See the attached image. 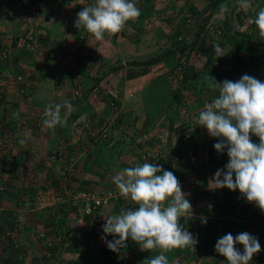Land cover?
Here are the masks:
<instances>
[{
	"label": "rangeland",
	"instance_id": "rangeland-1",
	"mask_svg": "<svg viewBox=\"0 0 264 264\" xmlns=\"http://www.w3.org/2000/svg\"><path fill=\"white\" fill-rule=\"evenodd\" d=\"M156 2L136 4L141 15L133 28L143 32L130 35L127 23L121 32L97 41L80 29V42L71 47L68 36L66 40L46 33L48 21L63 20L72 32L77 14L93 0H46L40 6L43 20L32 18L26 27L14 16V7L0 3L3 28L45 33L55 57L48 59L44 53L42 58L59 59L51 71H63L60 77L46 79L40 70L43 61V66L33 65L32 81L45 79V89L33 84V99L25 77L17 85L0 78V264H137L135 255L141 263L158 255V250L140 253L131 240L117 252L109 250L106 242L113 237H105L104 219L119 214V203L105 209L98 221L84 219L80 233L72 209L78 191L116 190L112 177L117 172L145 162L172 171L192 206V218H182L180 224L198 242L195 249L166 253L169 264H226L215 245L225 234L242 232L257 237L261 245L251 264H264V213L239 191L210 189L217 170L228 163L227 150L218 154V139L196 123L199 111L219 94L206 70L219 83L238 81L245 74L264 81V40L245 17L255 18L264 0H250L248 9L238 0ZM221 4L229 7L223 16L218 14ZM152 59L158 61L149 64ZM184 75L186 85L181 83ZM150 86L163 96L151 92ZM52 89L61 98L53 104L40 102L41 90ZM65 101L72 108L61 109L62 123L45 127V107ZM251 139L259 143L257 137ZM195 149L188 170L179 152L192 154ZM237 248L243 252L242 246Z\"/></svg>",
	"mask_w": 264,
	"mask_h": 264
},
{
	"label": "clouds",
	"instance_id": "clouds-1",
	"mask_svg": "<svg viewBox=\"0 0 264 264\" xmlns=\"http://www.w3.org/2000/svg\"><path fill=\"white\" fill-rule=\"evenodd\" d=\"M238 4L243 9L251 7L250 0H238ZM228 11V5L221 4L218 14L223 16ZM140 15L135 0H93L77 14L74 26L102 41L105 34L121 32L128 21ZM251 23L264 40V8H260ZM221 51L216 45L215 52ZM210 86L218 89L219 94L199 111L196 123L210 137L218 139L214 145L218 154L227 150L228 163L224 169L217 170L209 187L239 191L248 203L264 213V81L245 74L238 81L226 79L222 83L211 78ZM62 108L71 110L72 105L65 101L54 108L45 107V127L54 128L62 123ZM252 136L259 143H254ZM112 180L120 195L135 207L122 208L119 214L104 219L102 231L105 237H113L106 242L109 250L117 252L131 240L142 251H159L142 264H169L166 253L175 248L195 249L197 239L180 224L182 218L187 221L193 215L189 194L182 191L172 171L145 162L122 169ZM237 245L243 247V252ZM215 251L225 258L226 264H251L253 257L260 253L261 245L248 232L236 236L228 233L218 239Z\"/></svg>",
	"mask_w": 264,
	"mask_h": 264
},
{
	"label": "built area",
	"instance_id": "built-area-1",
	"mask_svg": "<svg viewBox=\"0 0 264 264\" xmlns=\"http://www.w3.org/2000/svg\"><path fill=\"white\" fill-rule=\"evenodd\" d=\"M1 3L2 5L10 4L11 7H14L16 12L13 14H15L14 16H17L18 18L20 17L24 20V23H26L24 27L29 24L32 18L43 20L45 17L42 10H40L42 3L37 2V0H1ZM245 17L249 26L254 25L251 23L254 18L247 17V14H245ZM39 25L43 26L44 24ZM40 26H37L36 28H41ZM24 27H22L21 30L23 35L17 36L19 39L16 47H12L11 36H8V40H6L7 43L4 42L0 36V56L2 59L8 58L9 60L10 52L12 50L29 53L31 55L45 53L48 59H53L55 57V52L53 48L49 47V39H44L46 38L45 33L42 34V30L39 31V29L36 30V33L39 32L42 35H35L32 34L31 29L23 30ZM42 43H45L44 46ZM0 78H2L4 83L13 82L17 85L24 82V77L21 74H15L8 69L2 70L0 68ZM75 94H78L77 91ZM175 160L177 161L178 158L175 157ZM194 160L195 159L193 157L190 158V163L194 162ZM115 202L119 203V205H117L119 210L122 208L129 209L135 207L130 200H126L122 195H120L118 189L110 190L107 193H100L94 190L78 191L72 202V209L76 210V214L78 216L75 221V229L78 233H80V231L84 228V219L87 221H98V219L103 215V211L111 206H114Z\"/></svg>",
	"mask_w": 264,
	"mask_h": 264
},
{
	"label": "crops",
	"instance_id": "crops-1",
	"mask_svg": "<svg viewBox=\"0 0 264 264\" xmlns=\"http://www.w3.org/2000/svg\"><path fill=\"white\" fill-rule=\"evenodd\" d=\"M140 1L141 0H135V2H136V4L137 3H140ZM154 1H157L156 2V4H158L159 2H160V0H154ZM0 3H1V0H0ZM6 11V10H5ZM6 12H8V11H6ZM8 14V13H7ZM134 21H136V20H131V23H130V21H128L127 23H129V24H131V25H129V26H127V29H128V31L130 32V35L131 34H136V33H139V32H143L144 31V29L142 30H140V27H138L137 29L136 28H133L134 27V25L133 24H135V22ZM134 22V23H133ZM48 27H47V31H46V33H48V34H52V35H58V37H62V39H66V40H68V37L70 38V40H68L67 41V44H68V46H73L74 45V43L75 42H80L79 40H78V38H77V36L79 35V34H81L82 33V31H81V33H80V30H78V29H74L72 32H68V31H70V30H72L73 28L71 27V26H69V25H66V23H65V21H63V20H54V21H52V22H49L48 21ZM53 24V25H52ZM4 26H6L5 25V23L3 22V21H1L0 20V32H3V31H7L8 30V28H3ZM53 28H57V30H56V32H55V29L54 30H52ZM16 28H13V27H11V30H15ZM17 30H22V27H18L17 28ZM55 33H54V32ZM68 36V37H67ZM90 42L92 43V45L95 43V40H94V42H93V40H90ZM59 44H61V42L59 43ZM64 45L66 44L65 42L63 43ZM79 46V45H78ZM49 47H51L50 45H49ZM52 48V47H51ZM69 48V47H68ZM79 48V50H80V47H78ZM83 48V47H82ZM81 48V49H82ZM58 50L60 51V48H58ZM65 50H68V49H65ZM23 52H20V51H16V50H12L11 52H10V57H9V60H7V61H4V62H2V63H0V67L2 68V70H5V69H8V70H10L11 72H13V73H17V74H21L23 77H25V84H29V85H31V88H32V91H31V95L29 96L30 97V99H33V97L35 98V91L36 90H33V84H38L39 86L41 85V86H43L42 84L45 82V79H43L42 81H32L33 79H32V77H31V70L32 69H30V68H32V66L33 65H35V64H39V62L41 63V61H43V63H44V68H41L40 70L42 71V69H43V78H46V79H48L49 78V76L50 77H53V78H55V77H60V76H62V74H63V71H62V69H58V70H54V71H51V70H53V67L55 66L56 67V65H57V61L59 60H52V62H46V59L44 60L42 57H44V53H42V54H36V55H29V56H25L24 54H22ZM24 57V59H20L21 57ZM40 56V57H39ZM61 57H63V56H61ZM19 58V59H18ZM51 59V58H50ZM49 61V60H48ZM41 66H43L42 65V63H41ZM57 68V67H56ZM31 71V72H30ZM82 79V78H81ZM86 80V79H85ZM55 82V81H54ZM82 85V84H81ZM40 86V87H41ZM40 89H45V87L43 86V87H41ZM39 89V90H40ZM56 90H54V89H52L51 90V93H46V92H44V91H42L41 90V92H40V94H42V93H44V94H42L40 97H39V101L40 102H45V103H47L48 102V104L50 103V104H53V102L52 101H54L55 100V98H56V100H59L61 97H60V95H58L56 92H55ZM33 108V107H32ZM24 110V109H23ZM29 112V111H28ZM134 247L140 252V253H142V254H145V252L144 251H142L140 248H139V246L136 244V243H134ZM138 254V253H137ZM135 257V261H137V264H142L140 261H141V259H138V257H136V255L134 256Z\"/></svg>",
	"mask_w": 264,
	"mask_h": 264
},
{
	"label": "trees",
	"instance_id": "trees-1",
	"mask_svg": "<svg viewBox=\"0 0 264 264\" xmlns=\"http://www.w3.org/2000/svg\"><path fill=\"white\" fill-rule=\"evenodd\" d=\"M46 0H37V2H41V3H43V2H45ZM220 1H223V0H220ZM51 3H52V1H51ZM20 36V35H23V32L20 30H17V28L15 29V30H11V29H8L7 31H3V32H0V36H1V38L3 39V41L4 42H6V40H8V36H11V40H12V47H16L17 46V41H18V39H19V37H17V36ZM198 36V35H197ZM7 43V42H6ZM43 44V46H44V44L45 43H42ZM45 47H46V45H45ZM8 60V58H5V59H2V57L0 56V63H2V62H4V61H7ZM158 61V59H152L151 60V62L149 63V64H151V63H155V62H157ZM1 68V67H0ZM2 69V68H1ZM207 72H206V77L207 78H212V74H213V72L211 71V70H206ZM187 80H188V77H187V75H184V77H183V79L181 80V83H183L184 85H186V83H187ZM150 91L151 92H153L154 94H156L158 97L159 96H163V93H161V91H158V90H156L154 87H152V86H150ZM176 92H177V90H176ZM160 101H162L161 99H160ZM153 103V102H152ZM146 108L148 109L149 108V106L146 104ZM153 117V116H152ZM178 143H179V145L181 144V142L180 141H177ZM185 151V150H184ZM194 151V153L193 152H191L192 154H188L187 153V151H185V152H179V153H181V154H179V157L180 158H186V161H185V166L184 167H186V169H188V170H192V168L190 167L191 165H192V163H190V158H196L195 157V155H196V149L195 150H193ZM189 155V156H188ZM179 157H178V159H179ZM175 158V157H174ZM181 160H183V159H181ZM188 170H186V171H188ZM116 210V212H118L119 213V209H118V207L115 209Z\"/></svg>",
	"mask_w": 264,
	"mask_h": 264
}]
</instances>
